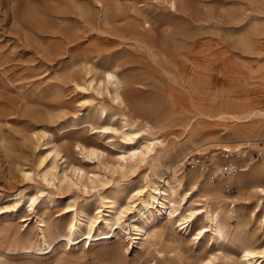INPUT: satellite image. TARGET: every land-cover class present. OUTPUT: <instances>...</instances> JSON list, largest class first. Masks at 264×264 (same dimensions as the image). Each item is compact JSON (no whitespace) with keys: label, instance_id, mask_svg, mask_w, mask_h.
<instances>
[{"label":"rangeland","instance_id":"374dc122","mask_svg":"<svg viewBox=\"0 0 264 264\" xmlns=\"http://www.w3.org/2000/svg\"><path fill=\"white\" fill-rule=\"evenodd\" d=\"M122 114L162 143L119 168L132 146ZM188 137L198 145L180 148ZM253 140L264 145V0H0V264H243L244 246L264 249V157L216 181L180 162ZM176 161L197 175V187L177 186L179 212L199 211L180 225L179 212L156 218L168 252L138 244L109 200L134 203ZM207 203L221 205L225 240L212 237ZM77 219L109 236L69 238Z\"/></svg>","mask_w":264,"mask_h":264},{"label":"bare ground","instance_id":"6f19581e","mask_svg":"<svg viewBox=\"0 0 264 264\" xmlns=\"http://www.w3.org/2000/svg\"><path fill=\"white\" fill-rule=\"evenodd\" d=\"M253 33H256L253 31ZM181 46H175L174 54L178 57H184L188 60L190 58V50L183 51ZM186 59V60H187ZM108 82L113 74L112 72H108ZM119 85L115 84V95L117 98H120V93L118 91ZM257 113L254 110L247 111L243 115L234 116V118L240 122L246 121L251 115ZM101 117H109L108 112L105 108H101L100 110ZM219 116H227L223 112L218 114ZM233 116V115H232ZM231 116V117H232ZM111 117V116H110ZM120 119L123 123V137L127 140L132 146L127 149L126 153L118 155L116 167L124 168L129 164V162L133 161H144L148 157L152 155L155 151L156 146L161 144L160 140H156L151 136V133L146 128L137 129L138 122L135 120H131L127 115L122 114ZM102 129V128H100ZM243 133V132H242ZM244 134V133H243ZM200 138L188 137L187 139L180 142L182 147H189L190 145H198ZM136 143V144H135ZM91 153L97 154L100 152L99 148L95 146L85 147ZM84 148V149H85ZM227 148V147H223ZM87 151V153H88ZM264 160V159H263ZM260 161L259 163H264V161ZM181 163V162H180ZM177 165L179 162H174L170 166V177L163 178V176H158L156 179L151 180L150 184L146 185L143 188L138 189L135 193L136 200L134 203L129 205H124L118 209L114 210L116 199L109 200L111 202V211H115L117 220L115 223H120L123 217H128L132 219L131 226L132 229L135 230V238L137 239L138 244H142L148 240L157 239L158 241L164 242L165 238H163V231L161 227L155 223L156 218H161L163 214H167L170 217V220L175 219V216L179 214V217L176 219L177 224H182L184 222H190L198 213L199 208H195L190 210L188 213L183 214L179 212L181 207V199H184L185 196H182L180 199L177 198V186H183L185 183H189L192 187H197V175L196 174H183L179 172L177 169ZM79 169V168H78ZM130 182L129 184H131ZM215 187V185H214ZM211 188L212 185H211ZM261 191L264 194V189L261 188ZM132 195V194H131ZM134 195V194H133ZM107 201V200H106ZM207 211L210 213V221L212 224L213 236L216 240L222 239L225 240L227 238V232L224 228L222 221L220 220L221 214V205L216 204L212 206L211 204H206ZM177 212H179L177 214ZM103 222L106 226L112 224V219L110 217L103 218ZM98 221L97 218L89 219L88 226L92 230L95 228V223ZM175 221V222H176ZM123 222V221H122ZM121 222V223H122ZM81 222L77 220H73L68 226V233L66 235L69 238H73L78 234L87 233V238L89 240V245L92 240H96L98 238L108 237L109 234H105L102 236H95L94 233H91V230L84 231L81 227ZM98 225V223H97ZM122 225V224H120ZM126 225V224H125ZM108 228V227H107ZM113 228V227H112ZM208 227H203V229H207ZM203 229H200L198 232L201 234ZM132 230V231H133ZM103 232L99 230L98 234H102ZM127 234V233H126ZM59 235H63V233H59ZM165 235V234H164ZM77 237V236H76ZM165 239V240H164ZM71 244L75 243L73 241H69ZM165 243L166 250L168 252L176 249V244H174V240H168ZM264 249H257L253 245H246L242 249V263L243 264H264ZM207 260V259H206Z\"/></svg>","mask_w":264,"mask_h":264},{"label":"built area","instance_id":"2783aa9c","mask_svg":"<svg viewBox=\"0 0 264 264\" xmlns=\"http://www.w3.org/2000/svg\"><path fill=\"white\" fill-rule=\"evenodd\" d=\"M263 157L264 145L261 141H243L215 151H188L182 157L181 168L196 170L213 181L224 180ZM227 190L230 187L227 186Z\"/></svg>","mask_w":264,"mask_h":264}]
</instances>
